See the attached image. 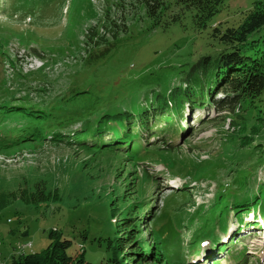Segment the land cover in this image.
I'll return each mask as SVG.
<instances>
[{
    "label": "rangeland",
    "instance_id": "obj_1",
    "mask_svg": "<svg viewBox=\"0 0 264 264\" xmlns=\"http://www.w3.org/2000/svg\"><path fill=\"white\" fill-rule=\"evenodd\" d=\"M254 1L224 0L210 24L236 25ZM108 20H120L127 31L118 34L117 44L107 55L83 63L85 32L93 27L102 34ZM210 26L199 32L186 16L167 28L153 27L137 0H0V104L45 105L40 112L69 129L74 122L96 114L156 104L167 98L168 89L187 82L185 77L196 69L199 57L214 55L217 44ZM260 35L264 36V26L256 34ZM101 45L96 49L104 47ZM28 89L29 96L21 95ZM17 95L26 97L19 102L10 100L20 99ZM186 110L178 119L183 139L176 144L180 145L170 150L159 144L149 147L136 157V165L124 155L93 153L52 140L53 134L39 137L32 133L38 140L32 145L0 150V264L43 251L52 229L70 239L72 249L84 250L87 261L101 264L104 241L100 236L114 230L110 215L114 193L119 211L116 218L124 216L127 206L129 213L137 210L147 222L152 216L145 207L138 209L129 205L132 199H125L141 192L139 183L145 181L146 168L161 184L143 187L145 203L157 198L149 205L158 216L151 226L161 237L165 234L170 240H179L166 247L169 254L177 257L182 251L177 258L186 264H213L217 257L221 264H264V202L249 210L245 202L251 195H264V122L242 135L240 122L250 120L246 106L230 115L216 114L211 106L208 111L213 123L189 135V127L206 114L202 117L201 112ZM159 118L162 127L166 121ZM35 124V129L43 126ZM47 125L48 131L59 128ZM174 127V123L168 124L166 129ZM244 135L249 139L239 144ZM116 174L119 178H114ZM33 192H38L35 198H41L32 199ZM226 193L234 198L227 201L229 208L221 204L223 221L207 219L210 213L216 214V203ZM238 204L239 209L232 208ZM207 222L214 227L210 233L215 234L205 238L202 234L199 245L192 244L200 229L210 227ZM216 237L231 252L218 248L211 240ZM231 256L237 260L228 259Z\"/></svg>",
    "mask_w": 264,
    "mask_h": 264
},
{
    "label": "trees",
    "instance_id": "obj_2",
    "mask_svg": "<svg viewBox=\"0 0 264 264\" xmlns=\"http://www.w3.org/2000/svg\"><path fill=\"white\" fill-rule=\"evenodd\" d=\"M223 2L224 0H137L153 27L167 28L171 24L180 23L183 18L189 16L193 27L199 32L211 25V18L221 10ZM107 24L103 26L105 30L102 34L93 27L89 28L90 34L88 31L85 32L84 41L87 47L85 56L81 58L83 63H89L107 55L117 44L118 34L127 31L126 26L120 23V20L119 22L108 20ZM263 26L264 0H255L252 8L241 13L236 25L223 26L222 23L211 25L210 34L217 44L214 55L207 54L199 57L194 65L196 69H191L185 77L187 82L176 84L172 89H168L167 98L156 104L150 102L140 107L136 106L134 109L96 114L94 118L87 117L82 122H74V127L70 129L63 128L60 121L48 119L49 114H42L45 105L32 102L28 105H33L34 108L28 106L27 110L24 106L14 105L16 104L14 102L0 104V150L9 151L28 143L32 145L38 141L32 133L39 137L53 134L52 140H58L67 145L73 143L93 153L124 155L128 162L136 165V157L149 147L159 144L162 145L160 148L170 150L180 145L179 142L176 144L177 140L183 139L178 119L185 109L192 113L201 112L199 115L202 117L206 114L203 120L196 119L194 126L189 127V135L195 134L204 124L213 123L214 119L210 117L208 111L211 106L215 109L214 113L229 115L233 114L237 108L246 106L250 110V120L253 121L252 125L250 120L240 122L239 132L242 135L246 134L254 127L253 125L258 123L259 127L264 122V36H256ZM102 43L104 47L100 50L96 49L101 47ZM31 49L36 55L39 54L35 48ZM25 92L21 95L29 96V89ZM21 95H17L20 99L10 98V100L18 102L24 100L21 98L26 96L19 97ZM158 117H163L166 121L162 126L163 131L158 124L160 121ZM48 122L59 128L48 131ZM35 123L43 126L35 129L33 128L37 126ZM167 123H174L175 127L168 130L166 129ZM253 132L257 133V129ZM107 136L108 138L105 139L104 137ZM247 137L244 135L239 144L244 142V145L246 139H249ZM262 146L260 143L259 150H262ZM148 170L143 169L145 181L139 183L141 192L137 191L125 199H132L129 205L132 203L138 209L145 207L152 216L147 222V218L136 214L137 210L129 213L127 206L123 212L124 216L116 218L119 211H117L115 198L117 193H114L110 201V215L114 219V230L104 238L100 236V240L104 241L101 264H128V262L131 264H186L185 261L177 258L181 257L182 251L177 253L179 254L177 257H173L169 254V249H166L169 244H179V240L174 238L170 240L165 234L161 237L155 231V227L151 226L153 219L158 216H156V211L153 212V207L149 205L154 204L157 198H153L148 204L145 203V196L142 194L143 187L146 183H156L159 186L161 184ZM114 178L119 177L116 174ZM219 193L221 192H216V194ZM37 194L38 192L31 193L32 199H40L41 197L38 196L35 198ZM233 195L226 193L222 198L221 195L220 201L216 203V214L210 213L207 219L215 217L213 221H223L221 204L229 208L227 201L230 197L234 198ZM133 199L136 200L133 201ZM259 201L264 202V195L259 198L249 196L245 200L248 202L246 210L253 209ZM239 207L241 206L238 204L232 208L239 209ZM208 226L210 227L206 231L200 229L199 234L193 238L192 244L199 245L200 239L203 238L202 234L204 238L215 234L214 231L210 233V229L214 228L211 223ZM145 227L146 229H143ZM82 235L86 237L85 233ZM48 237L49 243L43 251L13 257L11 264H93L86 260L84 250L77 252L78 249H72L73 242L65 238L59 230H50ZM218 238H211V240L217 244ZM218 244L220 247H217L221 250L226 248V244L222 242ZM143 246L146 248L141 250ZM229 252H231V247L227 246L225 253ZM216 259L213 264H221V258ZM228 259L236 261L237 257L231 256Z\"/></svg>",
    "mask_w": 264,
    "mask_h": 264
},
{
    "label": "bare ground",
    "instance_id": "obj_3",
    "mask_svg": "<svg viewBox=\"0 0 264 264\" xmlns=\"http://www.w3.org/2000/svg\"><path fill=\"white\" fill-rule=\"evenodd\" d=\"M38 63H42V62H41V61H38ZM42 65H43V64H42ZM42 65H41V66H42ZM37 66H39V65H37ZM173 182H175V185H177V184H176V183H177L176 180H174Z\"/></svg>",
    "mask_w": 264,
    "mask_h": 264
},
{
    "label": "built area",
    "instance_id": "obj_4",
    "mask_svg": "<svg viewBox=\"0 0 264 264\" xmlns=\"http://www.w3.org/2000/svg\"><path fill=\"white\" fill-rule=\"evenodd\" d=\"M36 67H37V68H39V67H41V66H39V67H38V66H36ZM25 68H26V70H25V71H27L28 67H27V66H25ZM37 68H35V69H37Z\"/></svg>",
    "mask_w": 264,
    "mask_h": 264
}]
</instances>
